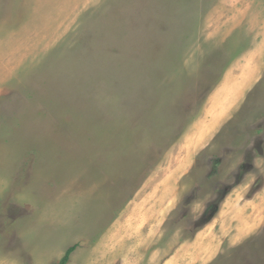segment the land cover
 <instances>
[{"label":"rangeland","instance_id":"1","mask_svg":"<svg viewBox=\"0 0 264 264\" xmlns=\"http://www.w3.org/2000/svg\"><path fill=\"white\" fill-rule=\"evenodd\" d=\"M72 245L264 264V0H0V264Z\"/></svg>","mask_w":264,"mask_h":264},{"label":"trees","instance_id":"2","mask_svg":"<svg viewBox=\"0 0 264 264\" xmlns=\"http://www.w3.org/2000/svg\"><path fill=\"white\" fill-rule=\"evenodd\" d=\"M76 248V245H72L70 247H68L64 253V255L61 257V259L55 263V264H66L70 254L73 252V250Z\"/></svg>","mask_w":264,"mask_h":264},{"label":"clouds","instance_id":"3","mask_svg":"<svg viewBox=\"0 0 264 264\" xmlns=\"http://www.w3.org/2000/svg\"><path fill=\"white\" fill-rule=\"evenodd\" d=\"M255 179H256V177L255 176H253L252 177V180L253 181H255ZM204 205L203 204H201L200 202H193V204H192V211L193 212H196V211H200L201 212V214L203 213V211H204Z\"/></svg>","mask_w":264,"mask_h":264},{"label":"crops","instance_id":"4","mask_svg":"<svg viewBox=\"0 0 264 264\" xmlns=\"http://www.w3.org/2000/svg\"><path fill=\"white\" fill-rule=\"evenodd\" d=\"M50 244H51V242H49V244H48V245H50ZM65 251H66V250H65ZM65 251H64V253H65ZM64 253H63V255H64ZM63 255H62V256H63Z\"/></svg>","mask_w":264,"mask_h":264}]
</instances>
